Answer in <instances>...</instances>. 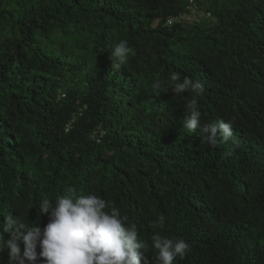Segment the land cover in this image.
<instances>
[{"label":"trees","instance_id":"16d2710c","mask_svg":"<svg viewBox=\"0 0 264 264\" xmlns=\"http://www.w3.org/2000/svg\"><path fill=\"white\" fill-rule=\"evenodd\" d=\"M193 1L209 17L168 26L188 0H0V222L43 228L42 198L71 189L128 216L141 264H159L156 234L190 245L173 264H264V0ZM120 40L133 52L113 70ZM173 73L232 139L183 128Z\"/></svg>","mask_w":264,"mask_h":264},{"label":"clouds","instance_id":"9594fccd","mask_svg":"<svg viewBox=\"0 0 264 264\" xmlns=\"http://www.w3.org/2000/svg\"><path fill=\"white\" fill-rule=\"evenodd\" d=\"M187 13L166 21L174 23L197 22L200 16L209 17L208 12L199 10L193 0H188ZM198 9V10H196ZM193 16V20H189ZM170 22V23H169ZM133 50L126 40L114 44L110 55L113 70L126 65ZM171 91L185 100L187 115L183 118V128L198 133L210 147L218 143V138L227 142L234 137L232 124L224 120L213 123H201L197 97L202 94L203 86L198 80L173 73ZM162 82L152 84L159 91ZM191 92L192 99L183 93ZM231 155V152L225 153ZM40 216L47 215L48 223H24L21 216L13 219L8 213L0 222V253L7 254V264H35L39 258L44 264H141L146 249L144 241L138 238L135 224H128V216L109 201L95 194L78 195L71 189L55 201L42 198L39 205ZM165 217L159 215L153 226L163 225ZM5 235L9 238L5 239ZM22 245V247H21ZM151 247L156 250L159 264H173L179 257L183 259L190 251V245L183 239H167L156 234L152 237Z\"/></svg>","mask_w":264,"mask_h":264},{"label":"rangeland","instance_id":"374dc122","mask_svg":"<svg viewBox=\"0 0 264 264\" xmlns=\"http://www.w3.org/2000/svg\"><path fill=\"white\" fill-rule=\"evenodd\" d=\"M189 20H193L194 18H193V16H189V18H188Z\"/></svg>","mask_w":264,"mask_h":264},{"label":"built area","instance_id":"2783aa9c","mask_svg":"<svg viewBox=\"0 0 264 264\" xmlns=\"http://www.w3.org/2000/svg\"><path fill=\"white\" fill-rule=\"evenodd\" d=\"M170 23V22H169Z\"/></svg>","mask_w":264,"mask_h":264}]
</instances>
